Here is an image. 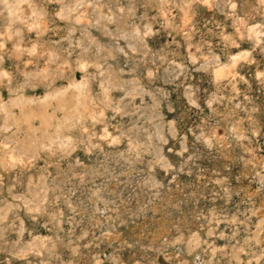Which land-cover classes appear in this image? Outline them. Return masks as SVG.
Wrapping results in <instances>:
<instances>
[{"label": "rangeland", "instance_id": "obj_1", "mask_svg": "<svg viewBox=\"0 0 264 264\" xmlns=\"http://www.w3.org/2000/svg\"><path fill=\"white\" fill-rule=\"evenodd\" d=\"M0 106V264H264V0H0Z\"/></svg>", "mask_w": 264, "mask_h": 264}, {"label": "bare ground", "instance_id": "obj_2", "mask_svg": "<svg viewBox=\"0 0 264 264\" xmlns=\"http://www.w3.org/2000/svg\"><path fill=\"white\" fill-rule=\"evenodd\" d=\"M15 14H16V13H15ZM233 59H234V58H233ZM234 60H235V59H234ZM220 70H221L220 68H219V70L216 69L215 72L219 74V73H220ZM222 70H223V69H222ZM222 73H223V72H222ZM222 73H221V74H222ZM216 75H217V74H216ZM72 86H73V85H72ZM17 102H18V101H17ZM0 107H1V106H0Z\"/></svg>", "mask_w": 264, "mask_h": 264}]
</instances>
